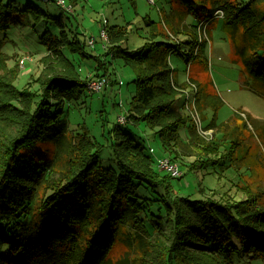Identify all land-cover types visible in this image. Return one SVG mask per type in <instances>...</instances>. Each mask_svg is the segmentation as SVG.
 I'll use <instances>...</instances> for the list:
<instances>
[{"label":"trees","instance_id":"16d2710c","mask_svg":"<svg viewBox=\"0 0 264 264\" xmlns=\"http://www.w3.org/2000/svg\"><path fill=\"white\" fill-rule=\"evenodd\" d=\"M128 1L134 5L133 0ZM181 1L189 7L193 3ZM256 1L241 0L222 8L226 14L224 27L242 63L243 85L264 96V9L254 7ZM210 4L213 6V1ZM22 11L31 17L32 28L40 20L45 21L46 29L39 36L48 51L44 61L57 66L56 71L50 69L44 75L37 100L25 88L12 95L18 100L23 97L25 111L20 115L24 120L18 134L4 141L0 150V264H127V257L111 261L106 255L120 225L129 227L128 234L140 243H148L152 250L161 249L159 255H152L154 260L145 262L142 258L139 264H175V258L191 263L194 254L203 255L195 264H232L233 252L251 258L264 256V205L257 192L235 201L169 198L165 174L152 168V158L141 143L121 130L119 123L113 129L119 139L110 141L114 167L101 163L100 146L82 130L76 135L81 148L71 156L64 179L52 183L50 192L33 208L31 199L51 159L35 155L42 153L44 143H51L55 150L62 144L67 136L62 105L67 99H77L81 88H86L85 80L70 66H64L68 61L61 48L82 56L86 53L82 44L70 41L59 26L55 25L57 35L47 29L52 25L48 19L63 21L60 15L56 18L31 2L20 10L14 0H0V33L20 22L14 20L13 12ZM207 11L211 12V7ZM145 22L151 23L148 18ZM124 34V27L111 25L106 39L111 43L112 55L121 56L135 70L132 113L128 118L142 120L149 127L158 126L155 133L163 146L176 143L177 130L185 119L173 104L170 68L164 58L156 55L160 46L167 45L153 38L139 49L127 51L114 44ZM72 36L76 37L75 33ZM141 63L147 68H140ZM97 64L103 66L99 61ZM57 68H64V73ZM219 102L217 98L211 107L216 110ZM167 119L169 123L164 122ZM141 190L148 195L140 194ZM154 203L163 208L164 214L159 206L150 209Z\"/></svg>","mask_w":264,"mask_h":264},{"label":"rangeland","instance_id":"374dc122","mask_svg":"<svg viewBox=\"0 0 264 264\" xmlns=\"http://www.w3.org/2000/svg\"><path fill=\"white\" fill-rule=\"evenodd\" d=\"M14 1L20 10H24L26 2H31L56 18L60 15L63 21L48 19L52 25H47V29L57 35L59 26L70 41L81 43L86 53L82 56L69 52L66 47L61 48L68 61L64 66H70L81 80H85L86 88H81L77 99H67L62 105L67 136L61 147L55 150L51 143H44L42 153L35 155L51 159L31 199L33 208L50 192L52 183L64 179L71 166V156L81 148L76 135L82 130L100 146L101 163L106 167L116 165L111 142L119 139V135L113 133L119 116L125 118L123 124L119 123L121 130L131 134L136 143H141L147 155L153 159L155 155L166 156L179 165L182 175L171 178L152 162V168L166 176L169 198L235 201L257 192L264 205V96L243 85L242 63L235 54L226 25L224 27L226 14L222 7L241 0H192L190 7L181 0H133L134 5L128 0H64L69 11L54 2ZM252 4L264 9V1ZM209 7L211 12L207 11ZM13 16L20 22L0 33L3 40L0 45V150L4 148V141L7 143L18 134L24 120L20 117L25 111L23 97L18 100L12 95L25 88L37 100L44 75H48L50 69L56 71L54 67L57 66L44 61L48 51L39 36L46 29L45 21L40 20L32 28L31 17L25 11L13 12ZM145 18L151 23H146ZM111 25L124 27L125 37L114 44L127 51L137 50L153 38L167 45L160 46L156 55L164 58L170 68L173 104L185 119L177 130L176 143L163 146L155 133L158 126L149 127L142 120L128 118L132 113L130 94L134 89L135 70L121 56L112 55L111 43L101 39L100 29L104 28L107 33ZM74 33L76 37L72 36ZM90 37L94 40L92 47L87 44ZM98 61L103 66L97 67ZM139 66L147 68L145 63ZM63 70L58 69V72L64 73ZM94 79L101 80V84L93 91L89 84L97 81ZM186 97H194V109L190 111L185 104ZM217 98L221 102L214 110L211 106L216 104ZM4 102L8 105L2 106ZM148 147L154 151L148 152ZM140 194L148 195L142 190ZM156 206L160 207L157 203L149 207L155 210ZM159 212L164 214L163 208L160 207ZM129 231L126 225L119 226L106 252L111 261L127 257V264H139L142 258L150 262L154 260L153 254L159 255L161 249L152 250L148 243L142 244L128 234ZM160 239L165 242L163 237ZM202 256L194 254L191 258L199 261ZM230 259L232 264H264V256L251 258L233 252ZM194 261L187 263L185 259L175 258V264H195Z\"/></svg>","mask_w":264,"mask_h":264},{"label":"built area","instance_id":"2783aa9c","mask_svg":"<svg viewBox=\"0 0 264 264\" xmlns=\"http://www.w3.org/2000/svg\"><path fill=\"white\" fill-rule=\"evenodd\" d=\"M147 1L152 2V0H147ZM54 3L58 6H60L61 8H63L64 10H69V8H70L69 5L66 4V2L64 0H55ZM100 36H101L102 40H106V32H105L104 28L100 29ZM87 44L90 45L91 47L93 46L94 40L92 37H90L87 40ZM22 62H23V60H20V63H22ZM94 80H97V81H93L89 84V88H92L93 91L98 89L100 84H101V80H98V79H94ZM187 99H189V100H187ZM185 100H186V103H185L186 107L188 108L187 110L190 111L191 109H194V106H193L194 97H186ZM124 122H125V118L119 116L117 123L123 124ZM147 150H148V152L154 151L152 147H148ZM153 164H155V166L159 170L165 171L166 174H168L171 178H177V177H180L182 175V171L179 168V165L177 164V162L170 160L166 156L155 155V157L153 159Z\"/></svg>","mask_w":264,"mask_h":264},{"label":"crops","instance_id":"0c3cea01","mask_svg":"<svg viewBox=\"0 0 264 264\" xmlns=\"http://www.w3.org/2000/svg\"><path fill=\"white\" fill-rule=\"evenodd\" d=\"M62 10H63V9H62ZM67 11H69V10H67ZM133 82H134V77H133ZM133 90H134V89H133ZM133 90L131 91L130 97L133 95V92H134ZM130 97H129V98H130ZM146 153H147V151H146ZM152 159H153V158H152Z\"/></svg>","mask_w":264,"mask_h":264}]
</instances>
